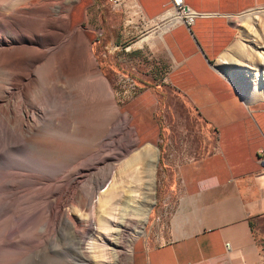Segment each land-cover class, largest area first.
I'll return each mask as SVG.
<instances>
[{
    "label": "bare ground",
    "instance_id": "1",
    "mask_svg": "<svg viewBox=\"0 0 264 264\" xmlns=\"http://www.w3.org/2000/svg\"><path fill=\"white\" fill-rule=\"evenodd\" d=\"M76 1L0 0V264H43L60 254L62 264H92L98 238L120 264L136 224L138 165L154 171L158 163L157 147L135 145L128 116L94 129L73 124L74 101L117 108L86 31L72 29ZM72 143L85 154L64 162L58 154H71Z\"/></svg>",
    "mask_w": 264,
    "mask_h": 264
},
{
    "label": "crops",
    "instance_id": "2",
    "mask_svg": "<svg viewBox=\"0 0 264 264\" xmlns=\"http://www.w3.org/2000/svg\"><path fill=\"white\" fill-rule=\"evenodd\" d=\"M130 1L142 23H155L170 61L163 80L132 77L134 93L124 106L140 143L162 145L163 109L173 96L214 134L205 155H168L174 200L164 199L155 239L134 243L131 264H264V169L257 163L264 98H243L218 64L236 40V16L264 0H185L201 14L190 28L173 20L170 0ZM141 40L134 49L143 48Z\"/></svg>",
    "mask_w": 264,
    "mask_h": 264
},
{
    "label": "rangeland",
    "instance_id": "3",
    "mask_svg": "<svg viewBox=\"0 0 264 264\" xmlns=\"http://www.w3.org/2000/svg\"><path fill=\"white\" fill-rule=\"evenodd\" d=\"M80 1L81 3L76 1L78 4L73 13L72 29L78 27L86 31V42L88 41V44L86 43L88 46L85 44L86 49L87 51L89 48L92 50L90 52L107 78L117 104L115 109L108 106L104 113L98 109L94 101L90 105L88 104L86 109L81 108L80 103L72 102L73 124L77 128L80 125H86L94 129L96 126H109L114 120L117 122L125 116L131 119L132 117L125 111L124 104L130 100L134 93L132 77L139 76L152 81L163 80L169 70L170 61L166 50L159 43V33H154L155 23H142L137 9L130 0ZM235 22L238 32L236 40L218 60L219 68L232 81L243 98L249 100L264 98V61L262 59L264 6L236 16ZM145 38L148 39L141 45L143 48L134 49L139 45V41ZM130 45L134 47L129 49L130 51H125L124 47ZM76 74L79 73H71L73 76L70 75L72 77L70 83L77 87L81 80ZM163 114V143L161 146L153 145L159 149L157 166L154 171H149L144 163L138 165L142 186L141 190L136 192L138 193L134 205L136 224L124 236L120 264H131L133 246L138 239L143 237L150 240L155 239L156 232L161 229L163 224L161 219L164 217V199L174 200L176 189L171 183L173 163L169 162L168 155L172 153L174 158L179 159L185 150L191 155L202 156L209 152L213 146L214 134L205 131L204 122L181 98L170 97L164 106ZM130 126L136 135L135 145L138 148L146 145L138 141L133 121ZM135 145L130 154L136 153ZM84 154L85 151L73 144L71 154L65 152L58 156L62 161L67 162L71 157L79 158ZM130 154L121 159L119 168L127 166ZM112 179L111 177L99 191L105 190ZM146 186L149 188L148 190L145 189ZM123 206H126V203L120 204V207ZM159 216L160 220H158ZM112 225L115 227L114 223ZM94 244L92 242L94 247L91 245L95 248V250L92 248L93 254L91 253L92 264H117V253L113 251L111 244H106L103 239L99 238ZM64 252L66 251L63 250V254ZM123 255L125 256L123 257ZM61 257H63L61 254L58 259L48 257L43 264H62V259H59Z\"/></svg>",
    "mask_w": 264,
    "mask_h": 264
},
{
    "label": "built area",
    "instance_id": "4",
    "mask_svg": "<svg viewBox=\"0 0 264 264\" xmlns=\"http://www.w3.org/2000/svg\"><path fill=\"white\" fill-rule=\"evenodd\" d=\"M170 5L174 11L173 20L183 22L189 28L195 23L196 18L201 15L190 8L185 0H170ZM257 163L264 169V149L259 151ZM158 220H160V216Z\"/></svg>",
    "mask_w": 264,
    "mask_h": 264
}]
</instances>
